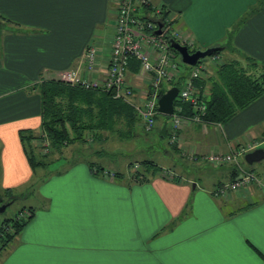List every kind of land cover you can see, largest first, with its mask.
<instances>
[{"label": "crops", "instance_id": "crops-1", "mask_svg": "<svg viewBox=\"0 0 264 264\" xmlns=\"http://www.w3.org/2000/svg\"><path fill=\"white\" fill-rule=\"evenodd\" d=\"M258 1L150 0L138 10H150L157 18L159 7L169 10L176 29L193 39L195 49L223 43L225 55L233 47L264 61V3L227 35ZM117 5V0H0V14L14 22L0 27L1 165L8 186L31 178L21 131L42 134L35 86L59 78L68 68L78 78L102 76ZM88 44L98 49L93 71L84 56ZM137 61H129L126 70L136 98L150 88ZM221 62L219 54L214 63L203 62L202 76L207 77L210 64ZM178 68L165 81L182 83L191 69L180 60ZM173 132L177 140L169 142L177 153L167 149L166 155L195 176L158 165L142 170L145 179L135 181L131 174L120 179L122 171L123 177L111 178L87 158L71 161L40 185L42 204L29 206L31 217L9 241L14 244L0 264H264V161L246 167L254 177L234 187L231 183L242 174L233 162L214 164L204 158L213 151L233 150L248 137L262 139L258 147H264V94L224 123L186 122ZM66 149L71 157L75 148L68 144ZM164 170L179 180L164 176ZM225 185L226 192L220 193Z\"/></svg>", "mask_w": 264, "mask_h": 264}, {"label": "trees", "instance_id": "trees-1", "mask_svg": "<svg viewBox=\"0 0 264 264\" xmlns=\"http://www.w3.org/2000/svg\"><path fill=\"white\" fill-rule=\"evenodd\" d=\"M263 3L264 0H259L255 5L251 6L246 14L240 17L232 28L228 30L227 35L231 37L232 33L247 17L260 10ZM144 6L147 7L148 4ZM169 15L170 11L162 6L161 12L158 13V18L164 23L163 28H165L166 24L170 25L174 22L172 18L167 20ZM144 17L157 18V16H152L150 10L146 11ZM9 23L14 22L0 14V27ZM169 35H172V31L165 34V36ZM177 39L180 40L179 38ZM188 47L191 51L195 50V48L191 49L190 45ZM172 49L176 50L173 47ZM220 52L215 51L212 55H217ZM223 59V62L212 68L207 77L200 75L193 78L197 91L206 102V109L200 121L202 123H224L264 94V65L258 62L254 56L232 47L228 54H224ZM132 60L137 61L134 57H131L129 61L131 62ZM177 60L178 62L180 60L178 55ZM181 64L184 63L181 61ZM191 70L188 76H190ZM175 84L180 87L182 83L177 81ZM35 87L41 98L42 131L49 141L50 150L51 147H54L57 151L62 152L63 148L72 139L81 138L86 140L84 133L88 130L92 132L94 138L106 139L105 137L108 138L109 136L107 133L113 131L117 123L121 121L138 123L139 121V115L132 105L123 98L114 97L107 90L86 88L81 85L71 84L61 78L44 79ZM163 93L164 91L161 90L159 96ZM178 104L184 113H191L189 115H192L196 112V108L191 101H180L177 99L175 100V105ZM159 113L158 111L156 116ZM29 160L32 161L30 157ZM141 162V166L144 168L158 166L151 159H144ZM40 163L47 164L45 161L37 162V164ZM90 165L95 167L94 163H90ZM140 169L139 164V168L133 174L137 181H143L146 177ZM113 172L114 177L119 178L123 175L122 172L117 170ZM177 178L176 180H179ZM3 200L4 198L0 202ZM28 219L19 220L17 215L15 219L4 220L5 226L8 225V222H11L12 228L7 230L5 226L0 227V233L3 232V236L0 237V251L20 232V229Z\"/></svg>", "mask_w": 264, "mask_h": 264}, {"label": "built area", "instance_id": "built-area-1", "mask_svg": "<svg viewBox=\"0 0 264 264\" xmlns=\"http://www.w3.org/2000/svg\"><path fill=\"white\" fill-rule=\"evenodd\" d=\"M117 9L115 17V33L107 41L110 50V56L104 65L103 75L97 77L83 78L77 77L76 70L69 69L61 73L60 78L66 82L75 85H81L86 88H97L110 91L114 97L123 98L132 105L139 115L140 123L147 129L154 124L155 116L158 112L157 98H159L160 89L163 80H172L179 72L178 60L175 51L169 42V37H177L182 39V43L187 45L193 44V39L189 36L181 34L180 30H173L172 35L164 36L155 33L157 29V20L159 18H145L137 13L139 6L150 4V0H117ZM161 12V7L157 10V14ZM171 17H167L170 20ZM165 29V28H164ZM176 38V39H177ZM84 56L87 60V68L89 71L95 69L98 58V49L94 44H88ZM131 57L138 60L142 72L148 75V80L152 90H146L142 96L135 97L134 88L126 80V70ZM216 55L211 57L214 62ZM190 76L185 78L179 87V92L175 100L191 101L196 108V112L192 115L184 116L181 106L175 105L173 114L174 128H180L186 122L201 121L202 114L206 109V102L202 95L197 91L193 82V78L202 75L206 69V64L198 62L192 66ZM41 141L44 148H50L49 141L45 134H42ZM177 139L176 132L170 137V141ZM262 140L254 137H248L241 143L237 150L227 152H210L204 158L214 164L223 162H233L238 171L242 175L234 180L231 185L234 187L241 186L249 182L254 174L243 167L240 156L247 151L252 150L260 145ZM134 168H139V163H134ZM164 176L176 179L174 173H166ZM112 176H114L112 174ZM229 185H225L220 189V193H225V189ZM31 215V214H30ZM24 216V213H23ZM3 232L0 233V237ZM1 243V241H0Z\"/></svg>", "mask_w": 264, "mask_h": 264}, {"label": "rangeland", "instance_id": "rangeland-1", "mask_svg": "<svg viewBox=\"0 0 264 264\" xmlns=\"http://www.w3.org/2000/svg\"><path fill=\"white\" fill-rule=\"evenodd\" d=\"M137 13L142 16L146 14L144 8L138 10ZM175 29L176 25L174 23L170 25L166 24L165 32L160 34V37L163 38L166 33L171 32ZM180 41H182V39H180ZM221 45L224 44L222 43ZM190 48L193 49L194 47L190 46ZM175 52L178 53L176 50ZM224 54L225 51H221L219 53L221 61H224ZM177 55L182 61L181 55ZM212 56H205L200 61L204 63H209V61H212ZM256 60L264 65L263 60L259 58H256ZM183 63L186 64L190 69L193 66L185 62ZM209 67L210 71H208L207 74L210 73L213 68L211 67V64ZM69 69L70 68H68L67 70ZM175 83L177 82H168L163 80L162 90L165 92ZM152 88L153 87L150 86L148 90H152ZM115 127L116 128L113 131H109L107 133L109 136L106 140L96 139V141L93 142V134L89 130L84 133L85 137L87 134L88 139L86 141L81 138L72 139L69 142V146L74 147L75 150L71 157L68 156V149L64 150L63 148V153H59L56 149H54V147H51V150L48 149L47 151V149L44 148L45 146L43 145V142L40 139L41 135L44 134L43 131L40 136H37L38 133L34 129L22 130L21 140L24 145V149L28 158L30 157L32 159V161L30 160V162L32 163V173L30 175L31 178H29L27 182H19L14 185L10 184V186H8V184L4 181L3 178L1 165L2 142L0 141V200L4 198L3 201H7L11 199V197L13 198V201L7 206V208L3 212H0V227L5 226V219H15L17 215L19 220L28 219L30 217V214L32 213V209L29 206L32 205L34 207H39L42 204V201L44 200L39 193L40 185L47 182L56 173L54 169L59 168L60 170L65 171V169L70 165L71 161L80 160L81 158H87L90 161H94L95 164L103 166L106 169V172L108 173L109 177L111 178H115L112 177V174L114 175V172L111 171L119 170L123 173L125 172L124 177L122 175L123 178L119 177L120 179H127L128 177H130L131 174L132 179L135 180L133 174L136 169L134 168L133 163L138 162L141 168L140 171L142 172L143 170L144 172H146L148 171V168H144L143 166L141 167L142 162H140L144 159H151L154 164L159 166L163 165L160 166L161 169L162 167H166L171 170V167H175L179 169L183 175L188 176L190 174L195 176V171H186L184 169L182 170L180 166L174 162L175 160L173 161L172 159L168 158V154V156L166 155L167 149H170L172 151L174 150V155L177 153L176 149L169 142V135L174 131L173 115L159 113L157 116H155L154 124L149 129L145 128L141 123H127L125 121L117 123ZM249 131L253 132V129L251 128V130ZM164 134L165 136H162ZM37 137H39L38 140H36ZM219 139L221 140L220 136ZM170 146H172L173 149H171ZM239 146L240 145L235 144L234 146H232L231 149L237 150ZM94 147L98 149L95 154L91 152V149H93ZM41 153L48 154L43 156L41 155ZM244 155L245 154L240 156V160L244 168H251L254 164H256L257 166L258 162L264 161L263 159L253 164H249L248 162H246ZM176 158L178 159L177 155ZM39 161H45L47 164H37V162ZM150 168L155 167L151 166ZM150 170L152 171V169H149V171ZM144 172H142L143 175H145ZM182 176L180 179H182ZM204 178L208 181L212 180V177L209 176H206ZM25 207L27 208V210L21 212V210ZM6 227L7 230H10L12 228L11 222H8V225L5 226V228ZM9 244H14V241H12L11 243L9 242L7 246L0 251V258L3 256L4 252H6L9 248Z\"/></svg>", "mask_w": 264, "mask_h": 264}, {"label": "water", "instance_id": "water-1", "mask_svg": "<svg viewBox=\"0 0 264 264\" xmlns=\"http://www.w3.org/2000/svg\"><path fill=\"white\" fill-rule=\"evenodd\" d=\"M157 29L155 33L160 35L164 32V23L161 20H157ZM169 42L171 46L176 49L181 55L182 61L189 65H196L203 57L212 55L215 51H221L224 46L214 45L208 46L206 48H198L191 51L187 44L182 43L180 40L175 37H169ZM179 92V86L174 84L168 90H166L161 96H159L157 101V108L160 113L172 115L175 111V99ZM246 162L253 164L255 162L261 161L264 159V147H256L244 155ZM193 185H195L193 183ZM13 201V198L2 201L0 203V212H3L7 206Z\"/></svg>", "mask_w": 264, "mask_h": 264}]
</instances>
